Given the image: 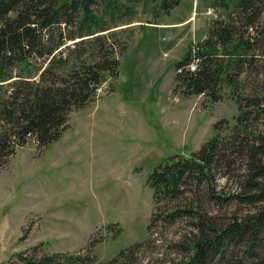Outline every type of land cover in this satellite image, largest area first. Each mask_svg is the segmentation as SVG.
Wrapping results in <instances>:
<instances>
[{
    "label": "trees",
    "instance_id": "obj_1",
    "mask_svg": "<svg viewBox=\"0 0 264 264\" xmlns=\"http://www.w3.org/2000/svg\"><path fill=\"white\" fill-rule=\"evenodd\" d=\"M181 1L0 0V166L28 143L40 150L58 140L71 113L118 76L125 45L116 36L109 41L112 24L131 18L136 6L157 16ZM212 7L223 15L176 62V89L211 101L227 89L237 113L232 125L216 121L199 149L165 158L149 174L148 231L161 220H186L187 232L175 241L183 253L169 264H264V0H213ZM220 169L221 176L235 173L229 191L216 180ZM141 247L98 262L95 254L62 251L18 255L25 264H120L136 261Z\"/></svg>",
    "mask_w": 264,
    "mask_h": 264
},
{
    "label": "rangeland",
    "instance_id": "obj_2",
    "mask_svg": "<svg viewBox=\"0 0 264 264\" xmlns=\"http://www.w3.org/2000/svg\"><path fill=\"white\" fill-rule=\"evenodd\" d=\"M212 4L182 0L157 16L136 6L131 18L112 24L109 41L116 36L125 45L118 76L71 113L58 140L40 150L28 143L0 166V264H25L19 252L56 251L95 254L98 262L140 242L137 260L120 264H169L183 253L175 241L187 232L184 218L148 231L154 199L147 179L165 158L199 149L219 119L232 125L237 113L227 89L217 101L176 89V62L223 15ZM223 170L216 180L229 191L235 173L226 170L225 180Z\"/></svg>",
    "mask_w": 264,
    "mask_h": 264
},
{
    "label": "built area",
    "instance_id": "obj_3",
    "mask_svg": "<svg viewBox=\"0 0 264 264\" xmlns=\"http://www.w3.org/2000/svg\"><path fill=\"white\" fill-rule=\"evenodd\" d=\"M193 64H195V63H193ZM193 64H192V66H191V67H192V69H194V67H195Z\"/></svg>",
    "mask_w": 264,
    "mask_h": 264
}]
</instances>
